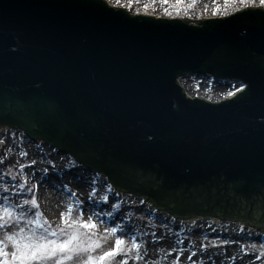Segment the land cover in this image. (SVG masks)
Segmentation results:
<instances>
[{
    "label": "water",
    "instance_id": "95a60500",
    "mask_svg": "<svg viewBox=\"0 0 264 264\" xmlns=\"http://www.w3.org/2000/svg\"><path fill=\"white\" fill-rule=\"evenodd\" d=\"M227 16L191 25L103 0H0V127L174 216L264 232V10ZM186 73L246 87L190 100Z\"/></svg>",
    "mask_w": 264,
    "mask_h": 264
},
{
    "label": "rangeland",
    "instance_id": "374dc122",
    "mask_svg": "<svg viewBox=\"0 0 264 264\" xmlns=\"http://www.w3.org/2000/svg\"><path fill=\"white\" fill-rule=\"evenodd\" d=\"M104 2L114 8L124 9L134 16L180 19L190 24H196L197 20L221 19L239 9L256 7L264 10V5L261 3L253 5L249 0H245L244 3L239 0H104ZM180 79L184 86L183 91L212 104L230 97L229 92L236 94V89L242 87V82L238 79L209 77L200 73L185 74ZM3 134L0 137V203L13 208L17 215L27 212L28 218H34L35 212L39 211L49 223L57 225L60 223V213L66 212L67 206L72 204L76 208L74 215L83 213L84 220L89 216L94 217L101 234L105 228L120 229L117 235L125 239L126 248H130L132 242L139 244L140 234H143L146 240L153 235L171 234L181 250L177 257L167 258V264H174L177 259L181 264V260L187 258L192 259L190 264H193V260L194 264H199L204 258L211 261L215 258L214 251L220 245L229 246L233 251L231 252L233 256L227 257L223 264H229L236 261L235 259H238V263L235 264H264L262 255L264 235H259L260 232L235 222L223 221V218H219V221L215 217L196 219L190 226L183 225L179 228L176 225L178 222L158 214L155 210H149L139 196L129 192L117 193L115 187L114 189L108 187L102 173L95 169L80 167V162L67 157L68 152L43 142V139L28 137L18 129L7 128ZM59 162L64 164L61 166ZM76 171L91 174L87 184L91 186L97 183L101 186V192L95 196L90 190L88 194L92 193L91 198L82 194L78 195V198L72 195V199L62 193L64 188L60 184L59 192L65 197L61 204L63 211L51 214L45 209L44 185L51 188L49 181L56 184L62 181L64 175ZM33 197L38 202V208L35 209L25 203ZM104 197H108L107 202L104 201ZM113 204L118 207H112ZM107 219L111 220V224L106 223ZM24 225L25 218L21 217L15 227ZM12 227V224L0 227V239ZM114 239L115 237H110L104 244L105 250ZM7 250H11L10 244ZM135 254L133 251L126 257L128 264H152L144 259L140 250V260L134 259ZM121 258L124 257L117 259Z\"/></svg>",
    "mask_w": 264,
    "mask_h": 264
},
{
    "label": "snow or ice",
    "instance_id": "6c2138e0",
    "mask_svg": "<svg viewBox=\"0 0 264 264\" xmlns=\"http://www.w3.org/2000/svg\"><path fill=\"white\" fill-rule=\"evenodd\" d=\"M239 2L244 3L245 0ZM260 3L264 5V0H260ZM243 91V87L236 89V92ZM234 94L228 93L229 96ZM91 197L92 193H89ZM103 199L107 202L108 197ZM25 203L34 209L38 208L35 197ZM112 207L118 206L113 204ZM75 212V206L69 204L67 211L60 213V223L52 225L39 211L35 212L34 218H28L27 212L17 215L13 208L0 203V227L13 225L0 239V264H128L126 257L133 251L136 253L134 259H141V245L132 242L131 247L126 248L125 239L117 235L120 229L105 228L101 234L93 216L84 220L83 213L74 215ZM21 217L25 218V225L15 227ZM110 237L115 239L105 250L104 244ZM9 244L11 250H7ZM174 264H179V260L174 261Z\"/></svg>",
    "mask_w": 264,
    "mask_h": 264
},
{
    "label": "bare ground",
    "instance_id": "6f19581e",
    "mask_svg": "<svg viewBox=\"0 0 264 264\" xmlns=\"http://www.w3.org/2000/svg\"><path fill=\"white\" fill-rule=\"evenodd\" d=\"M249 1L250 3H253V5L260 3L259 0H249ZM176 82L180 86V88L182 87L184 88V86L181 83V79L179 77L177 78ZM184 94L186 98L192 97L185 91H184ZM6 129L7 128L4 125L0 127V137L4 135L3 131ZM58 160L61 161L60 158ZM59 163L61 164V166L64 164V162H59ZM91 176H92L91 174H84L82 173V171L81 172L76 171L75 173L72 172V173H68L66 176L64 175L62 181L60 180L56 184L49 181L50 184L52 185L51 188H49L47 185H44V195L46 198L45 199L46 201L45 209L49 211L51 214H53L54 212L57 213V212L63 211L61 204L62 202L65 201V197L62 196V194L59 192L60 184H62L61 186H63L65 190V191L62 190V193L64 195L70 196L72 199H73L72 197L73 193H75L74 196H76L77 198L81 196L82 194L85 196H88L89 198L88 192L90 190L95 196H97L96 194H99L102 189H101V186L98 185L97 183H95L94 185L91 184V186L90 184H87ZM94 180L95 178L93 177L92 181ZM146 203L147 204H145V206L148 207L149 210L151 209L157 210L158 214L172 219L164 211L160 209H155L154 207H152L148 201H146ZM84 212L86 211L84 210ZM180 218L187 219V220H183V221L175 220L176 222H178L176 225L179 228L183 225L190 226V224H192L194 220L201 219V218H193V216L180 217ZM222 224L225 225L224 223ZM214 225H217V224L215 223ZM209 229H211V227ZM138 240H139V245H141V248L139 250L144 255V259L150 261V263L152 264H167L166 263L167 258L169 259V257H173V258L177 257L181 250L178 247V245L175 244L176 242L173 240L171 234L153 235V236H150L148 240L145 239V236L143 234H140L138 237ZM217 248L218 249L214 251L215 254H213L215 258H213L211 261H209L208 259L206 260L204 258V260L202 259L203 261H200L199 264H223V261L227 257L233 256V254L231 253L233 251L231 250L229 246L220 245V246H217ZM235 260L236 261H231L229 264H235L236 262L238 263V259H235ZM191 261L192 259H189V258L182 259L181 264H190ZM193 264H194V260H193Z\"/></svg>",
    "mask_w": 264,
    "mask_h": 264
}]
</instances>
